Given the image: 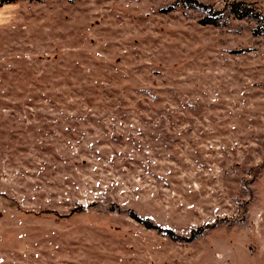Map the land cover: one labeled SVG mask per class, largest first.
Listing matches in <instances>:
<instances>
[{
    "label": "rangeland",
    "instance_id": "rangeland-1",
    "mask_svg": "<svg viewBox=\"0 0 264 264\" xmlns=\"http://www.w3.org/2000/svg\"><path fill=\"white\" fill-rule=\"evenodd\" d=\"M199 1L0 0V264H264V0Z\"/></svg>",
    "mask_w": 264,
    "mask_h": 264
},
{
    "label": "trees",
    "instance_id": "trees-1",
    "mask_svg": "<svg viewBox=\"0 0 264 264\" xmlns=\"http://www.w3.org/2000/svg\"><path fill=\"white\" fill-rule=\"evenodd\" d=\"M2 1L5 3H14L18 0H2ZM179 1L185 7L199 9V10H202L208 13V15L204 16L200 20L202 23H205V24H218L219 23V20L216 16L217 11L209 7L207 4L199 0H179ZM229 11L237 18H243L245 16H254V17H258L262 19V17L260 16V13L256 12L252 7H250L249 5H247L246 3L242 1L231 2L229 5ZM129 213L131 216L135 218L137 217L135 216V213L133 211H130ZM143 223H145L148 226L150 225L146 221L145 222L143 221ZM169 233H171L170 235L174 236V234L171 231Z\"/></svg>",
    "mask_w": 264,
    "mask_h": 264
}]
</instances>
